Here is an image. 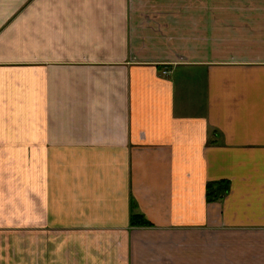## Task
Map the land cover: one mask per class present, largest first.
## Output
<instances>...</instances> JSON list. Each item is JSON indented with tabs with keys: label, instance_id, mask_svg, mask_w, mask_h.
<instances>
[{
	"label": "crops",
	"instance_id": "1",
	"mask_svg": "<svg viewBox=\"0 0 264 264\" xmlns=\"http://www.w3.org/2000/svg\"><path fill=\"white\" fill-rule=\"evenodd\" d=\"M0 264H264V0H0Z\"/></svg>",
	"mask_w": 264,
	"mask_h": 264
},
{
	"label": "trees",
	"instance_id": "2",
	"mask_svg": "<svg viewBox=\"0 0 264 264\" xmlns=\"http://www.w3.org/2000/svg\"><path fill=\"white\" fill-rule=\"evenodd\" d=\"M229 192V188H224L223 190H217L215 186H209L208 197L210 201H216L221 198L222 195ZM133 227H148L150 224L144 219L143 216H133L132 218Z\"/></svg>",
	"mask_w": 264,
	"mask_h": 264
}]
</instances>
